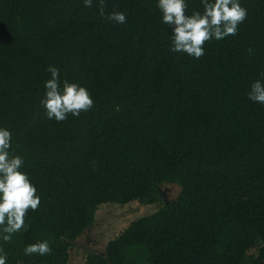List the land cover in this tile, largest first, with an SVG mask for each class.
<instances>
[{
  "label": "trees",
  "instance_id": "trees-1",
  "mask_svg": "<svg viewBox=\"0 0 264 264\" xmlns=\"http://www.w3.org/2000/svg\"><path fill=\"white\" fill-rule=\"evenodd\" d=\"M133 200L84 264H264V0H0V264Z\"/></svg>",
  "mask_w": 264,
  "mask_h": 264
},
{
  "label": "rangeland",
  "instance_id": "rangeland-1",
  "mask_svg": "<svg viewBox=\"0 0 264 264\" xmlns=\"http://www.w3.org/2000/svg\"><path fill=\"white\" fill-rule=\"evenodd\" d=\"M179 191L180 187L175 183L161 185V192L166 202L174 200ZM157 206L142 204L136 200L125 204H100L93 224L73 242L68 264H84L85 250L103 252L109 239L120 233L132 220L155 211Z\"/></svg>",
  "mask_w": 264,
  "mask_h": 264
},
{
  "label": "water",
  "instance_id": "water-1",
  "mask_svg": "<svg viewBox=\"0 0 264 264\" xmlns=\"http://www.w3.org/2000/svg\"><path fill=\"white\" fill-rule=\"evenodd\" d=\"M164 197V196H163Z\"/></svg>",
  "mask_w": 264,
  "mask_h": 264
}]
</instances>
